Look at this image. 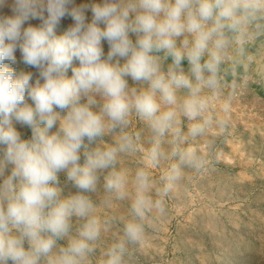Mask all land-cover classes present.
I'll use <instances>...</instances> for the list:
<instances>
[{
  "label": "clouds",
  "instance_id": "obj_1",
  "mask_svg": "<svg viewBox=\"0 0 264 264\" xmlns=\"http://www.w3.org/2000/svg\"><path fill=\"white\" fill-rule=\"evenodd\" d=\"M14 11L0 17V264H92L117 221L99 264H130L183 169L204 165L188 139L225 127L217 102L230 111L225 89L246 85L254 63L264 75V0H15ZM30 18L42 23L25 27ZM17 49L34 83L5 63ZM138 151L152 167L175 158L155 196L147 166L118 167ZM125 200L126 217L101 214Z\"/></svg>",
  "mask_w": 264,
  "mask_h": 264
},
{
  "label": "rangeland",
  "instance_id": "obj_2",
  "mask_svg": "<svg viewBox=\"0 0 264 264\" xmlns=\"http://www.w3.org/2000/svg\"><path fill=\"white\" fill-rule=\"evenodd\" d=\"M85 2L89 0H76L77 4ZM14 7L15 0H5L0 6V17L14 16ZM88 17L91 19L90 12ZM41 23L39 18H30L24 26ZM72 23L71 17L63 18L56 28L57 35L63 34ZM104 50L106 54L107 42ZM15 55L16 63H5L16 74L32 72L34 83L37 70L23 63L18 49ZM256 69L254 63L249 70ZM224 96H228L226 91ZM26 100L31 103L27 97ZM219 104L216 110L224 117L225 127L222 130L213 127L206 136L187 141L198 146L204 165L198 170L183 169L182 179L164 197L165 213L149 218L147 238L134 248L130 264H264V103L257 102L254 114L238 109L232 99L227 114L220 112ZM17 128L23 138H30V129L21 125ZM131 130L141 132V146L147 148L146 126L134 119ZM165 148L170 151L167 144ZM173 162L175 158H169L161 160L158 166H148L143 152L138 151L121 157L118 167L131 174L137 167L147 166L155 196L162 186L163 172ZM60 179L64 184L63 174ZM69 191L75 189L66 185L65 194ZM90 195L101 204L105 195L102 181L97 192ZM129 204V200L114 201L112 208L101 206L100 212L126 217ZM121 228L117 221L111 231L102 235L92 264H99L104 248L121 235Z\"/></svg>",
  "mask_w": 264,
  "mask_h": 264
},
{
  "label": "built area",
  "instance_id": "obj_3",
  "mask_svg": "<svg viewBox=\"0 0 264 264\" xmlns=\"http://www.w3.org/2000/svg\"><path fill=\"white\" fill-rule=\"evenodd\" d=\"M232 79L233 77L228 80L231 81ZM225 91L232 101L235 102L238 109L244 110V113L254 114L257 109V102L264 103V75L257 71L249 70L246 85L237 88L234 92L231 88H226Z\"/></svg>",
  "mask_w": 264,
  "mask_h": 264
},
{
  "label": "crops",
  "instance_id": "obj_4",
  "mask_svg": "<svg viewBox=\"0 0 264 264\" xmlns=\"http://www.w3.org/2000/svg\"><path fill=\"white\" fill-rule=\"evenodd\" d=\"M255 51V49H253V52Z\"/></svg>",
  "mask_w": 264,
  "mask_h": 264
}]
</instances>
